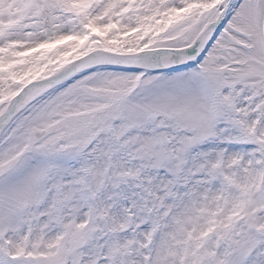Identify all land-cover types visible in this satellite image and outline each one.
<instances>
[{"label":"snow or ice","instance_id":"snow-or-ice-1","mask_svg":"<svg viewBox=\"0 0 264 264\" xmlns=\"http://www.w3.org/2000/svg\"><path fill=\"white\" fill-rule=\"evenodd\" d=\"M0 264H264V0H0Z\"/></svg>","mask_w":264,"mask_h":264}]
</instances>
